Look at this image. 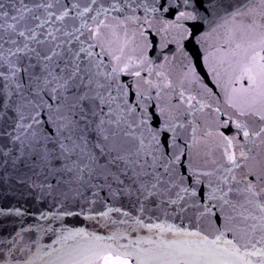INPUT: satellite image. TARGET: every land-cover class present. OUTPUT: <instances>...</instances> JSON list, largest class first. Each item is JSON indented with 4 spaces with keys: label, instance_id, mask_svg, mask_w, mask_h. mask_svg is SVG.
<instances>
[{
    "label": "snow or ice",
    "instance_id": "1",
    "mask_svg": "<svg viewBox=\"0 0 264 264\" xmlns=\"http://www.w3.org/2000/svg\"><path fill=\"white\" fill-rule=\"evenodd\" d=\"M0 264H264V0H0Z\"/></svg>",
    "mask_w": 264,
    "mask_h": 264
}]
</instances>
